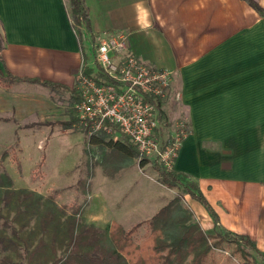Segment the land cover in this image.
Wrapping results in <instances>:
<instances>
[{
  "label": "crops",
  "instance_id": "1",
  "mask_svg": "<svg viewBox=\"0 0 264 264\" xmlns=\"http://www.w3.org/2000/svg\"><path fill=\"white\" fill-rule=\"evenodd\" d=\"M255 1L264 10V0ZM84 2L91 32L82 29L83 50L69 0H0V70L20 80L0 85V136L57 126L51 121L77 102L90 50L125 35L141 62L173 73L164 111L175 99L191 129L174 170L197 182L215 212L213 229L248 236L264 254V18L244 0Z\"/></svg>",
  "mask_w": 264,
  "mask_h": 264
},
{
  "label": "rangeland",
  "instance_id": "2",
  "mask_svg": "<svg viewBox=\"0 0 264 264\" xmlns=\"http://www.w3.org/2000/svg\"><path fill=\"white\" fill-rule=\"evenodd\" d=\"M98 41L95 40L96 43ZM93 56L90 50L91 63L94 62ZM86 64L90 65L89 62ZM63 97L66 94L57 96L58 101H63ZM173 102L176 104L175 99ZM173 102L169 111L165 112L167 127L179 118L189 120L185 114L178 115L179 107L175 108ZM73 106L74 102L69 106L66 117L51 121L57 126L44 128L37 125L30 132L19 133L5 129L0 136V183L3 181L5 184L8 179L13 182L12 187L4 189V192H10V199L14 201L18 199L19 190L39 194L44 199L30 207L26 215L22 210L17 223L12 222L16 220L17 209L0 205V211L8 217L23 241L19 247L7 251L0 249V259L8 258L16 264H62L71 249L69 228L77 210V232L84 225H95L100 231L93 234L95 244L90 245L92 248L97 245L105 247L113 222L122 221L124 228L131 229L137 223L151 221L176 197L182 201L167 216L155 221L156 239L170 244L175 233L179 234L184 226H189L193 235L199 231L207 235L216 234L212 227L216 217L207 213L181 186L170 188L163 184L153 162L147 160L146 165L142 166L137 158H114L113 150L107 143L123 144L120 133L90 137L79 122L66 129L63 123L75 119ZM92 138L100 142L94 144ZM3 182L1 186H4ZM122 198V203H117ZM127 202L133 206H124ZM51 212L56 213V219L44 230L42 222ZM145 232L146 226L137 231L136 242L139 246L152 240H146ZM7 235L12 238L11 229L7 230ZM89 248L83 246L80 252H87ZM240 250L235 244L225 242L219 249L211 251L205 264H246ZM192 260L193 257H189L183 264H191Z\"/></svg>",
  "mask_w": 264,
  "mask_h": 264
},
{
  "label": "trees",
  "instance_id": "3",
  "mask_svg": "<svg viewBox=\"0 0 264 264\" xmlns=\"http://www.w3.org/2000/svg\"><path fill=\"white\" fill-rule=\"evenodd\" d=\"M69 1L73 27L76 30L78 40L83 49L84 37L82 29H85L87 32H91L89 11L84 0ZM244 1H246L262 16V18H264V10L256 3L255 0ZM3 43V35L0 32V60ZM84 71L89 76L95 72L93 68L88 67L87 65L84 67ZM18 81L20 80L10 75H5L4 72L0 70V85L4 88H10ZM42 84L53 91H56L57 89H65L49 82H42ZM73 96V98L77 101L78 95L75 91L73 92ZM163 119L164 115L161 116V120ZM77 122L78 120L75 118L69 123H63V125L66 129H70L74 126V123ZM124 139L126 144L117 142L107 143L110 149L113 150L114 158H122L125 160L138 158L139 153L135 146L126 137H124ZM91 141L94 144H98L100 142L95 138H92ZM5 155L6 153H4L3 156ZM146 162L147 161L141 162V165L145 166ZM153 163V167L159 172L163 184L168 185L170 188L181 186L187 195L200 203L208 213L215 217L213 208L193 178L189 175L176 172L175 170H167L157 162ZM2 182L0 183V205H4L9 208L13 206L14 209H17L15 217L16 220L13 219V223H17L18 216L22 213V210L26 215L30 212V207L38 205L42 200H44L39 194H34L33 192H29L27 190H19L18 199H15V201L11 200V193L6 191L4 192V189H10L13 182L8 179L5 184L3 182L4 186H1ZM181 201V198L176 197L171 203L161 209V211L156 214L151 221L137 224L129 230L125 229L118 223H112L109 228L108 244L105 247H99L97 245L92 248V245H90L95 244V239H92L93 234L95 232L99 233L100 231L95 225H84L80 232H77L79 229L77 223L79 211L77 210L72 217L71 226L69 228V247L71 249L62 264H183L189 257H193L191 264H205L211 251L213 249H219L225 242L233 243L241 249L240 252L246 261V264L251 263L252 259V254H250L249 251L258 253L264 260V254H261L258 251L255 242H253L248 236L239 235L218 228H216V234L214 235H207L203 231H199L198 234L193 235L191 234L190 227L184 226L183 230L179 234L178 232L175 233L170 244L156 239L155 233L157 230L155 227V221L167 216V213L171 212L173 207ZM55 219L56 213L51 212L48 214L42 222L43 229L46 230L47 226L50 223H53ZM0 221H3L2 224L0 222V249L7 251L13 247H19L23 242L21 240L22 238L13 224H11L8 217H5L1 211ZM142 226H146V232L144 235L146 240H150L151 238L152 240L139 246L136 242V234ZM8 229L12 230V238L7 235ZM83 246L91 248H89V251L81 253L80 250ZM0 264L16 263L12 262L8 258H4L0 259Z\"/></svg>",
  "mask_w": 264,
  "mask_h": 264
},
{
  "label": "built area",
  "instance_id": "4",
  "mask_svg": "<svg viewBox=\"0 0 264 264\" xmlns=\"http://www.w3.org/2000/svg\"><path fill=\"white\" fill-rule=\"evenodd\" d=\"M93 58L95 72L89 76L83 69L76 86L75 118L85 133L90 137L120 133L135 146L140 162L149 160L174 170L191 129L186 118L170 127L165 123L173 73L141 62L129 51L125 35L103 40Z\"/></svg>",
  "mask_w": 264,
  "mask_h": 264
}]
</instances>
